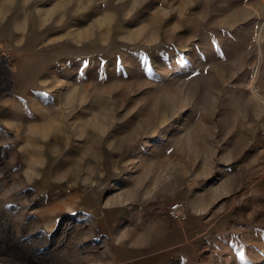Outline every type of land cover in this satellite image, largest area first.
Listing matches in <instances>:
<instances>
[{"label": "rangeland", "instance_id": "rangeland-1", "mask_svg": "<svg viewBox=\"0 0 264 264\" xmlns=\"http://www.w3.org/2000/svg\"><path fill=\"white\" fill-rule=\"evenodd\" d=\"M0 264H264V0H0Z\"/></svg>", "mask_w": 264, "mask_h": 264}, {"label": "crops", "instance_id": "crops-1", "mask_svg": "<svg viewBox=\"0 0 264 264\" xmlns=\"http://www.w3.org/2000/svg\"><path fill=\"white\" fill-rule=\"evenodd\" d=\"M211 190H209L210 192ZM208 192V193H209ZM206 193L204 190H196L193 193H188L187 195L183 196V201L186 204V211H187V217L183 221H174V222H181L185 224V226L188 228V237H196L200 233L202 236V239L205 240V242L211 244H215L216 242V235L219 233L217 229L218 226H216V223L212 220L211 216L200 217L198 216L200 213L203 212L204 209H206L207 202L209 203V200L207 199L209 194ZM166 209V207H165ZM166 215V210H165ZM168 218V216L166 215ZM169 219V218H168ZM171 220V219H169ZM173 221V220H171Z\"/></svg>", "mask_w": 264, "mask_h": 264}, {"label": "built area", "instance_id": "built-area-1", "mask_svg": "<svg viewBox=\"0 0 264 264\" xmlns=\"http://www.w3.org/2000/svg\"><path fill=\"white\" fill-rule=\"evenodd\" d=\"M166 215L173 221L185 220L187 217L185 202L180 199L170 202L166 207Z\"/></svg>", "mask_w": 264, "mask_h": 264}]
</instances>
